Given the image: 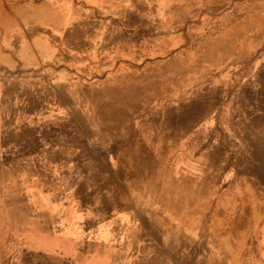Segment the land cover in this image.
Masks as SVG:
<instances>
[{"label":"rangeland","instance_id":"rangeland-1","mask_svg":"<svg viewBox=\"0 0 264 264\" xmlns=\"http://www.w3.org/2000/svg\"><path fill=\"white\" fill-rule=\"evenodd\" d=\"M2 90L0 264H143L95 235H55L56 251H37L28 210L22 233L2 218V201L19 202L16 182L47 190L66 178L64 146L72 184L105 194L118 178L134 207L197 221L198 237L163 240L183 243L184 262L239 264L254 205L244 200L264 195V0H0ZM197 240L205 250L189 249ZM163 258L153 264H172Z\"/></svg>","mask_w":264,"mask_h":264},{"label":"crops","instance_id":"crops-1","mask_svg":"<svg viewBox=\"0 0 264 264\" xmlns=\"http://www.w3.org/2000/svg\"><path fill=\"white\" fill-rule=\"evenodd\" d=\"M3 91L5 90L1 92L3 97L0 98V103H2V99L6 98ZM1 113L4 117L5 113ZM2 117L0 118L1 121ZM4 140L5 136L1 128L0 150ZM65 150L68 151V148L64 146L62 159L57 156L56 162L62 165L63 171H67L66 178L65 173H62V179L57 180V182H49L47 190L37 189L41 185L39 181H33V184L29 182L26 185L23 184L24 182H16L15 187L16 192L19 193V202L6 204L7 202L2 201V218L6 219L12 216L15 220H20L18 223L15 222L16 228L18 227L16 233L23 232L21 220L24 207L30 213L32 226L29 232L31 236H35L33 237L36 242L34 248L37 251H56L53 245L55 235L67 240H72L74 237L78 242L86 239V236L95 235L96 239H100L98 243L100 246L108 240L113 243L118 260H127L129 256L127 252L132 251L139 252L140 255H137L136 258L143 264L156 263L162 257H164L163 259L168 258L172 264L177 259L180 262L174 264H192V261L188 259L184 262L182 256L177 257L178 252L183 249L182 242L167 243L163 240L165 237L167 238L168 234L177 235V237L191 234V236L198 237L200 228L197 221L184 222L182 212H174L171 215L164 210H152L151 203L148 202L146 205L145 200L138 203L139 207H134L135 194L127 192L120 195L118 178L115 181L111 178L110 183L114 185H111L110 191L105 194L103 187L99 186L97 191V186L94 183H90L94 186V189L91 190L89 182H84V179L73 181L74 184H72L69 176L70 157L65 154ZM101 167V164L98 165L100 170H102ZM96 169L97 164L94 165L92 172ZM94 180L96 179L94 178ZM257 183L256 186L264 184V182ZM72 186H74L73 190H71ZM85 186H88L89 189H85ZM261 192L247 196V200H244L254 205L250 206V210L242 212L248 221L241 224L242 235L240 239L242 242L240 241L239 264H264V195ZM125 202L131 203V205L126 206L124 205ZM141 204L145 205L142 206ZM170 220H174V222ZM105 233L110 234V239L103 237ZM37 236H41V238ZM227 237L228 235H224L223 243L225 244L228 241ZM45 241L46 245L43 244ZM186 245L184 244V246ZM206 247L208 252L210 250L209 244ZM229 248L225 245L223 247L224 259L226 257L228 261L231 260V254L227 251L230 250ZM189 249L196 252L203 251L205 244L199 243L198 240L193 243L190 242ZM164 250L171 253L164 252ZM151 251L164 252L165 255L163 256L162 253L151 255ZM62 253L71 257L70 254ZM130 258H132V253ZM181 261L183 262L181 263ZM130 262L126 263L129 264ZM207 264H209L208 261Z\"/></svg>","mask_w":264,"mask_h":264},{"label":"bare ground","instance_id":"bare-ground-1","mask_svg":"<svg viewBox=\"0 0 264 264\" xmlns=\"http://www.w3.org/2000/svg\"><path fill=\"white\" fill-rule=\"evenodd\" d=\"M22 24V23H21ZM233 48V47H232ZM212 63V62H211ZM205 67V66H204ZM178 69V68H177ZM187 70V69H186ZM179 73V72H178ZM178 78V77H177ZM155 83V82H154ZM161 83V82H160ZM152 85V84H151ZM256 87V86H255ZM167 96V95H166ZM3 97V96H2ZM162 99V98H161ZM151 103V102H150ZM199 103V102H198ZM193 108V107H192ZM197 109V108H196ZM210 109V108H209ZM141 110H143V109H141ZM153 110V109H152ZM195 111V110H194ZM189 112V111H188ZM187 112V113H188ZM134 113V112H133ZM183 114V113H182ZM189 114V113H188ZM191 115H192V113H191ZM189 116V115H188ZM195 116V115H194ZM169 117V116H168ZM171 117V116H170ZM173 117V116H172ZM185 117V116H184ZM176 118V117H175ZM169 119V118H168ZM177 119V118H176ZM197 121V120H196ZM177 122H178V120H177ZM180 123V122H179ZM181 125V124H180ZM168 132V131H167ZM165 134V133H164ZM246 135V134H245ZM262 137V136H261ZM252 140H254L253 138H252ZM204 142V141H203ZM249 142V141H248ZM251 142H253V141H251ZM250 142V143H251ZM168 143V142H167ZM174 143V142H173ZM197 143V142H196ZM254 144H256V143H254ZM254 144H252V149H253V151H252V157H253V159L255 160V162L257 163V164H260L261 163V156H262V153H261V150H259L258 149V146L257 145H254ZM171 145V144H170ZM173 145V144H172ZM176 145V144H175ZM162 146V145H161ZM166 146V145H165ZM169 146V145H168ZM173 148V147H172ZM162 149V148H161ZM164 150H165V148H164ZM167 150V149H166ZM170 150V149H169ZM203 152V151H202ZM264 154V153H263ZM264 156V155H263ZM127 163V162H126ZM263 165V164H262ZM113 176V175H112ZM133 195V194H132ZM179 211V210H178ZM160 231V230H159ZM28 244V243H27ZM191 255V254H190ZM195 255V254H194ZM199 255V254H198Z\"/></svg>","mask_w":264,"mask_h":264}]
</instances>
